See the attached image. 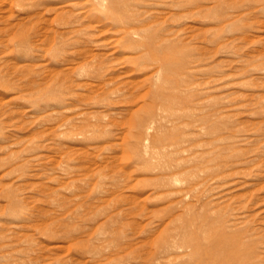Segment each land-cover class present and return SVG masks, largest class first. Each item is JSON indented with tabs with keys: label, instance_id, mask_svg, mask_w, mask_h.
I'll use <instances>...</instances> for the list:
<instances>
[{
	"label": "rangeland",
	"instance_id": "1",
	"mask_svg": "<svg viewBox=\"0 0 264 264\" xmlns=\"http://www.w3.org/2000/svg\"><path fill=\"white\" fill-rule=\"evenodd\" d=\"M220 232L264 264V0H0V264Z\"/></svg>",
	"mask_w": 264,
	"mask_h": 264
},
{
	"label": "bare ground",
	"instance_id": "2",
	"mask_svg": "<svg viewBox=\"0 0 264 264\" xmlns=\"http://www.w3.org/2000/svg\"><path fill=\"white\" fill-rule=\"evenodd\" d=\"M232 239L220 232L208 244H204L199 238L194 240L195 264H236L239 252L230 248L234 243Z\"/></svg>",
	"mask_w": 264,
	"mask_h": 264
}]
</instances>
